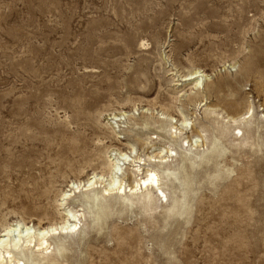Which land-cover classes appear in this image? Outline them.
Here are the masks:
<instances>
[{
  "label": "rangeland",
  "instance_id": "rangeland-1",
  "mask_svg": "<svg viewBox=\"0 0 264 264\" xmlns=\"http://www.w3.org/2000/svg\"><path fill=\"white\" fill-rule=\"evenodd\" d=\"M131 144L145 168L177 152L167 198L68 200L82 229L52 264H264V0H0V233L59 225L61 194Z\"/></svg>",
  "mask_w": 264,
  "mask_h": 264
},
{
  "label": "bare ground",
  "instance_id": "bare-ground-1",
  "mask_svg": "<svg viewBox=\"0 0 264 264\" xmlns=\"http://www.w3.org/2000/svg\"><path fill=\"white\" fill-rule=\"evenodd\" d=\"M205 76L207 75H205L202 70H197L193 73H189L183 81H193V88L196 90L194 94H198L204 86ZM208 110L214 115L220 114L217 112V108L208 107ZM248 113L252 114L240 119L233 117V115L231 117L226 115L223 118L229 124H238L239 121H245V119L253 115L252 107L248 109ZM163 114V119L170 118L171 123H173L170 133V138L172 140L181 138L185 130H187V128L189 129L190 120L186 116L183 115V119L177 124L178 120L169 114L162 113V115ZM123 116H125V114ZM120 119L119 116H113L109 119V121H114V123L110 125H115V127H112L115 134L117 133L116 129L118 127L121 128L118 124ZM190 142L191 140L182 138L181 148L187 146V148L192 149L193 147L202 146L199 145L200 138ZM151 143L152 146H154L153 140H151ZM136 149V146L132 145L129 154L121 150L109 151V155L106 156L107 162L104 165L106 170L103 175L94 173L84 184L81 182L77 184L73 183L71 186L72 189L63 192L60 196L61 200L56 201L58 202L57 212L61 216L59 225H51L50 223L49 228H42L40 227V223H42L41 220L38 226L34 225L36 227L29 226L24 221L7 226L3 225V230L0 233V264H52L50 259L51 254L65 242L64 239L73 236L82 229L80 223L85 214L69 206L68 200L70 199L76 203H85V200L90 199L89 195L91 193L95 195V197L99 193L102 195H122V197L128 200L134 197H145L149 199L152 194H156L159 198L162 195L167 198L164 188L162 187L160 172L157 167L173 161V157L177 155V152L171 147L162 148L158 154L148 155V161L153 162L155 165L157 164V167H151L150 164H147L148 166L145 168L144 166H146L147 160L143 161V158L138 156L139 154L134 155L133 153H136ZM127 167L131 168V170H129V175L134 177L131 183L125 180L128 176ZM98 188L101 190H98ZM128 194L132 197H129ZM54 222L55 221H53V223Z\"/></svg>",
  "mask_w": 264,
  "mask_h": 264
}]
</instances>
